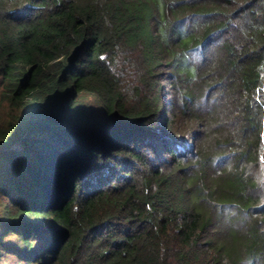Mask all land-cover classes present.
Wrapping results in <instances>:
<instances>
[{"label": "trees", "instance_id": "1", "mask_svg": "<svg viewBox=\"0 0 264 264\" xmlns=\"http://www.w3.org/2000/svg\"><path fill=\"white\" fill-rule=\"evenodd\" d=\"M0 197V264H264V0H0Z\"/></svg>", "mask_w": 264, "mask_h": 264}, {"label": "rangeland", "instance_id": "2", "mask_svg": "<svg viewBox=\"0 0 264 264\" xmlns=\"http://www.w3.org/2000/svg\"><path fill=\"white\" fill-rule=\"evenodd\" d=\"M165 84H164V87H166L167 86V83L166 82H164ZM81 99H84V98H81ZM46 102V101H45ZM47 103V102H46ZM56 112H61V115H63L62 117H64L65 116V114L67 113V111H66V107H65V109H63V111H62V109H60L59 111L57 110ZM169 114V113H168ZM168 115L166 114V118H168L167 117ZM158 140H162L163 139V136L161 135L160 137H158L157 138ZM3 201H5V199L3 200ZM2 202V200H1V197H0V203Z\"/></svg>", "mask_w": 264, "mask_h": 264}]
</instances>
